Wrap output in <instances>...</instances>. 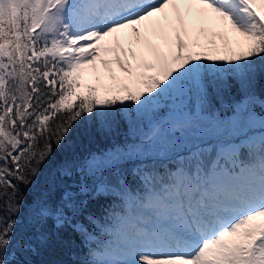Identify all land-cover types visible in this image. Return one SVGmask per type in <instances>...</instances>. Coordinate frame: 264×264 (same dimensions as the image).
Segmentation results:
<instances>
[{
    "label": "snow or ice",
    "instance_id": "obj_1",
    "mask_svg": "<svg viewBox=\"0 0 264 264\" xmlns=\"http://www.w3.org/2000/svg\"><path fill=\"white\" fill-rule=\"evenodd\" d=\"M0 264H264V0H0Z\"/></svg>",
    "mask_w": 264,
    "mask_h": 264
},
{
    "label": "trees",
    "instance_id": "obj_2",
    "mask_svg": "<svg viewBox=\"0 0 264 264\" xmlns=\"http://www.w3.org/2000/svg\"><path fill=\"white\" fill-rule=\"evenodd\" d=\"M117 139L104 135L101 132L95 130L92 127L91 122H85L77 126L69 137L68 143L65 145V148L62 152L58 153L59 157L76 155V156H86L88 153L97 152L100 150L107 149L111 146L112 143H115ZM59 199V193L57 192L53 200L54 202ZM49 227L54 229L55 224L53 221L49 222ZM63 237L72 236L76 243H79V237L75 236L71 230L62 232ZM59 255L56 257H51L45 255L43 257H36L35 259H50V258H59L64 260L74 259V256H71L67 249H64L62 252L57 249Z\"/></svg>",
    "mask_w": 264,
    "mask_h": 264
},
{
    "label": "rangeland",
    "instance_id": "obj_3",
    "mask_svg": "<svg viewBox=\"0 0 264 264\" xmlns=\"http://www.w3.org/2000/svg\"><path fill=\"white\" fill-rule=\"evenodd\" d=\"M113 67H115V66H113ZM117 74H119V71H118V69H117ZM89 82H93L94 83V80H90ZM105 82L107 83V82H109V81H107V80H105ZM176 136L179 138L180 136H181V133H176Z\"/></svg>",
    "mask_w": 264,
    "mask_h": 264
}]
</instances>
